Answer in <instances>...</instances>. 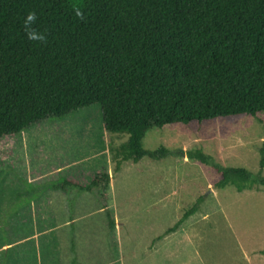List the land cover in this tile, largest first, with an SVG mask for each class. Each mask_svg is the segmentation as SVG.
Here are the masks:
<instances>
[{"label":"trees","instance_id":"16d2710c","mask_svg":"<svg viewBox=\"0 0 264 264\" xmlns=\"http://www.w3.org/2000/svg\"><path fill=\"white\" fill-rule=\"evenodd\" d=\"M30 11L45 44L25 34ZM93 104L106 131L128 135L112 149L115 173L124 163L175 154L164 146L144 148L152 127L216 120L230 126L261 114L264 0H0V139ZM187 153L212 162L201 150ZM259 154L257 173L213 161L214 187L264 190V140ZM110 180L103 170L86 183L66 179L53 188L96 189L111 230ZM203 199L156 239L176 231Z\"/></svg>","mask_w":264,"mask_h":264},{"label":"rangeland","instance_id":"374dc122","mask_svg":"<svg viewBox=\"0 0 264 264\" xmlns=\"http://www.w3.org/2000/svg\"><path fill=\"white\" fill-rule=\"evenodd\" d=\"M127 137L104 129L98 104L3 136L0 234L8 240L2 243L4 235L0 236V264H245L241 242L244 249L252 246L263 253L264 238L257 232L237 236L241 222L235 218V204L229 203L230 215L222 217L219 202L212 197L217 171L211 163L257 173L264 112L230 126L216 120L152 127L142 140L144 148L164 146L175 154L124 163L115 173L112 149ZM196 150L209 155L212 162L190 158L187 152ZM103 170L111 175L107 191L115 220L111 230L96 189L53 188L66 179L86 183ZM198 196L205 198L199 210L176 231L156 239ZM242 196L245 199L237 204L244 207L242 227L254 231L252 197ZM255 213L260 218L264 215V202Z\"/></svg>","mask_w":264,"mask_h":264},{"label":"crops","instance_id":"0c3cea01","mask_svg":"<svg viewBox=\"0 0 264 264\" xmlns=\"http://www.w3.org/2000/svg\"><path fill=\"white\" fill-rule=\"evenodd\" d=\"M229 186L230 185L225 186L223 188H217V189L213 190L214 192L212 194L213 201L217 200L219 202V203H217V205L219 206L220 213L222 214V217L224 218L225 215H227V216L230 215L227 212L228 204L229 203L235 204L236 213L238 214V216L235 218H238L239 221L241 222L240 227L238 228L237 236L240 234V237H244V236H249L250 234H253V232H257V234H259L260 236H262L264 238V215H261V218H260L259 216L257 217V213H255V211H257V210L258 211L262 210L263 202H264V190L257 189V188H251V189H244L242 191H237L235 188H229ZM245 194L247 195L248 199L250 197H252L251 199L253 201L250 209L252 212L254 210L253 216H255L256 221H257V226L255 227L257 229L254 231H253V229H251L249 227L248 228L242 227V223H243L242 209L244 207L241 205H237V204L240 202H243L242 200H244L245 197L242 195H245ZM220 197H221V199H220ZM204 199L201 203L205 202ZM257 199H259V200H257ZM245 209H247V208L245 207ZM232 227H233V225H232ZM263 242H264V240H263ZM238 245H239V249L242 253L243 259L245 260V264H260L258 260H262V261L264 260V250L262 251L263 253H257L256 247L250 246V247H248V249H244V244L242 242H241V245L239 243H238Z\"/></svg>","mask_w":264,"mask_h":264},{"label":"clouds","instance_id":"9594fccd","mask_svg":"<svg viewBox=\"0 0 264 264\" xmlns=\"http://www.w3.org/2000/svg\"><path fill=\"white\" fill-rule=\"evenodd\" d=\"M76 15L78 18L82 20L84 19V16L79 9H76ZM36 20L37 14L34 11H30L26 14L24 19L25 34L30 41L45 44L47 42L46 36L34 27Z\"/></svg>","mask_w":264,"mask_h":264}]
</instances>
